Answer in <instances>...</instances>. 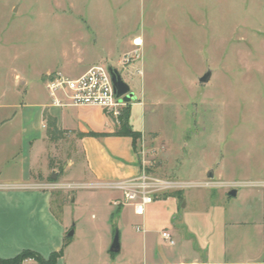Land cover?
Here are the masks:
<instances>
[{
	"label": "rangeland",
	"instance_id": "rangeland-1",
	"mask_svg": "<svg viewBox=\"0 0 264 264\" xmlns=\"http://www.w3.org/2000/svg\"><path fill=\"white\" fill-rule=\"evenodd\" d=\"M130 53L135 59L125 62ZM91 64L116 69L127 83L128 115L137 98L143 104L145 131L136 142L151 173L192 186L172 193L264 189V0H0L1 106L49 100L48 75L77 77ZM206 71L210 81L199 84ZM66 146L71 155L74 146ZM52 191L63 193L56 199L65 203L54 208L75 230L69 257L101 248L104 257L123 256L106 247L110 232L120 243L118 209L107 202L117 192ZM260 201L244 200L252 209Z\"/></svg>",
	"mask_w": 264,
	"mask_h": 264
},
{
	"label": "crops",
	"instance_id": "crops-1",
	"mask_svg": "<svg viewBox=\"0 0 264 264\" xmlns=\"http://www.w3.org/2000/svg\"><path fill=\"white\" fill-rule=\"evenodd\" d=\"M137 101L131 104L128 123L132 131L143 133L144 108ZM9 108L18 111L12 117H0V259H13L29 251L44 259L59 254L56 264H264V189H235V197L229 196V191H199L192 197L185 192L168 193L147 205L139 216L130 206H114L113 201L121 195L108 187L138 176V143L130 136H112L117 125L102 108L57 107L50 97H44L20 106L0 105V116ZM44 113L64 131L60 140L47 137ZM16 116L19 121L14 120ZM89 132L104 135H78ZM67 143L75 148L71 155ZM50 183L117 192L112 198L109 195L107 202L118 209V227H123L121 258L104 257L106 248L88 258L68 256L67 240L75 230L55 211L56 198L63 193L54 197V191L47 189ZM261 183L259 186H264ZM239 195V202L230 201ZM250 198L261 200L258 209L245 205L244 200ZM70 199L74 202L76 197L71 193ZM233 204L239 207L233 209ZM69 231L72 236H68ZM162 232L169 233L173 245L163 242ZM110 243L111 232L106 247ZM22 264L37 263L30 260Z\"/></svg>",
	"mask_w": 264,
	"mask_h": 264
},
{
	"label": "built area",
	"instance_id": "built-area-1",
	"mask_svg": "<svg viewBox=\"0 0 264 264\" xmlns=\"http://www.w3.org/2000/svg\"><path fill=\"white\" fill-rule=\"evenodd\" d=\"M131 44L135 48V57L138 58L143 45L142 38L135 37ZM135 57L130 53L124 61L128 62L135 59ZM108 68V65H93L77 77H67L61 73L50 74L44 81L45 90L52 104L57 107L97 106L102 108L105 115L117 124L122 111L129 103L117 98ZM138 155L140 159V173L138 176L108 184L109 188L118 191L121 195L120 198L113 201L114 206H130L136 215L141 216L145 207L155 199L168 193L192 187L174 180L159 178L151 173L143 147L139 149ZM47 186L49 190L62 188L54 183ZM81 187L83 185L78 187L76 185L65 186L70 190ZM205 187L212 186L206 184ZM161 237L169 245L174 244L169 233L162 232Z\"/></svg>",
	"mask_w": 264,
	"mask_h": 264
},
{
	"label": "trees",
	"instance_id": "trees-1",
	"mask_svg": "<svg viewBox=\"0 0 264 264\" xmlns=\"http://www.w3.org/2000/svg\"><path fill=\"white\" fill-rule=\"evenodd\" d=\"M126 108L123 110L121 116L118 119V123L116 124L117 129L111 135L112 136H130L134 141H136V139L140 138V133L134 132L131 129H129L130 127L128 125V110ZM44 122L46 124V135L51 141H57L63 137L64 131L57 129L55 120L46 113H44ZM78 135L98 137L104 134H97V133L89 132L87 134L80 133ZM167 195L168 194L164 196H167ZM29 255H33V256L35 255V257L37 258L35 262L37 264H56L57 257L59 256V254H56V253L51 254L50 259H53V262L48 263L45 260H43V258L36 255L35 253L26 251L13 259H8V260L0 259V264H22L23 258Z\"/></svg>",
	"mask_w": 264,
	"mask_h": 264
},
{
	"label": "water",
	"instance_id": "water-1",
	"mask_svg": "<svg viewBox=\"0 0 264 264\" xmlns=\"http://www.w3.org/2000/svg\"><path fill=\"white\" fill-rule=\"evenodd\" d=\"M108 71L110 73L114 92H115L117 98H121V100L124 101L125 103H130L132 98H133V94L130 91V88L127 85V83H125L123 81V79L121 78V75L119 74V72L116 69L109 67ZM210 78H211V71H206V73L203 76L198 78V82H199V84H207L210 81ZM207 177L213 178V172L208 171ZM52 178L54 179L55 177H52ZM228 195L235 197L236 196V190L235 189L230 190L228 192ZM68 236H72L71 231L68 233ZM119 250H120L119 237H118V234L115 233L109 251L111 253H117V252H119Z\"/></svg>",
	"mask_w": 264,
	"mask_h": 264
}]
</instances>
